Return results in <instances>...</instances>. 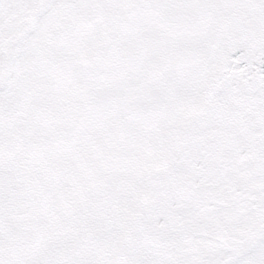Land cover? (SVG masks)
Masks as SVG:
<instances>
[{"label": "snow or ice", "instance_id": "snow-or-ice-1", "mask_svg": "<svg viewBox=\"0 0 264 264\" xmlns=\"http://www.w3.org/2000/svg\"><path fill=\"white\" fill-rule=\"evenodd\" d=\"M0 264H264V0H0Z\"/></svg>", "mask_w": 264, "mask_h": 264}]
</instances>
